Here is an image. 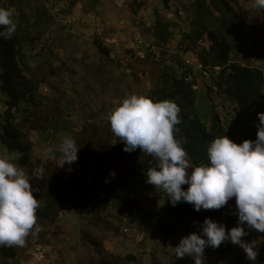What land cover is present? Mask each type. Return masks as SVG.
I'll list each match as a JSON object with an SVG mask.
<instances>
[{
  "label": "rangeland",
  "instance_id": "374dc122",
  "mask_svg": "<svg viewBox=\"0 0 264 264\" xmlns=\"http://www.w3.org/2000/svg\"><path fill=\"white\" fill-rule=\"evenodd\" d=\"M62 1L63 13L54 16L48 11L44 33L33 45L32 58L27 60L28 70L38 87L35 103L11 110L14 125L19 129L16 147L26 148L30 160L27 164L20 163L23 151L4 147L1 138L0 157H7L29 174L36 169L44 170L42 180L30 181L40 206L46 199L48 178L54 177L55 168L63 165L59 144L65 137L75 141L78 152L88 147L94 155L89 158L88 170L76 182L77 193L66 196L48 218H37L41 226L39 233L26 237L23 247L13 246L14 258L0 254V264H194L190 256L177 259L174 247L183 236L198 232L199 226L188 223L168 235L157 230L155 218L151 217L165 220L161 204L154 191L132 187L129 174L136 160L123 151V142L113 134L107 119L131 94L149 97L152 93L150 97L154 101L165 96L161 91L165 71L179 77L184 66L182 60L195 56L197 50L189 48L183 38L189 28L190 0H167V7L164 0ZM227 1L253 36L237 45L231 54L232 61L264 70V10L254 7V0ZM3 3L0 0V5ZM46 4L50 6L52 0ZM41 5L45 6V0H29L22 5V12L20 7H14L16 21L21 13L28 16ZM176 9L181 11L178 19V15H174ZM156 13L165 20L177 21V25L169 29L172 34L166 42L162 39L155 42L150 30ZM70 14L76 19L68 26L63 25L59 17L65 19ZM36 33L37 30H33V34ZM135 39L141 40V47L149 42L155 45L158 55H150L148 59H137L126 51L123 55L124 43H131L125 45L130 49ZM100 41L110 47L111 53H101ZM115 42L122 43V47L116 49ZM200 45L207 46L208 42ZM131 47L134 51L141 50V47ZM196 77L199 79L198 74ZM198 82L195 110L210 129L214 112L222 124L226 115L234 113L237 107L224 99L212 80ZM155 91L158 92L153 93ZM3 97L0 89V112L6 108ZM95 153L97 159L101 158L105 173L102 172L104 179L96 190L98 198L90 199L93 202L87 205V211V208L82 210L81 196L87 186L97 187V183L91 184L86 176L96 170ZM115 194L120 198L111 209L102 199ZM82 211L87 212L79 214ZM235 226L237 220L231 227ZM245 230L248 234L242 239L255 242L256 264H264V233L247 227ZM229 246L230 250L224 253L206 247L202 264H252L239 245L230 242Z\"/></svg>",
  "mask_w": 264,
  "mask_h": 264
},
{
  "label": "trees",
  "instance_id": "16d2710c",
  "mask_svg": "<svg viewBox=\"0 0 264 264\" xmlns=\"http://www.w3.org/2000/svg\"><path fill=\"white\" fill-rule=\"evenodd\" d=\"M28 1L3 0L4 3L0 7H20L22 12V5ZM51 5L48 6L45 3L46 7L44 5L36 7L33 14L28 16L21 13L17 21L16 31L12 37L7 40L0 37V89L4 95L2 102L6 106L0 112V119H2L0 126L3 127V130L0 131V138L4 147L10 150L23 151L19 158L22 164H27L30 159L26 148L20 150L16 147L19 129L14 125L11 110L18 107L24 108L26 104L35 103L34 94H36L38 87L33 74L28 70L30 64L27 60L32 58L33 45L37 42L39 36L44 33L45 20L49 19L48 11L53 13L52 11L56 8V0ZM164 5L167 7V0H164ZM189 8L191 10L189 28L188 31L183 33V38L193 49L197 50V58L204 66L221 67L220 73L216 80H212V83L215 84L218 91L224 94L225 100L237 107L234 113L226 115V119L222 124L214 112L211 127L207 129V125L201 121L195 110L197 92L192 88L193 83L184 79L185 73L178 77L171 71H165L161 88L165 96L159 97V100H177L176 103L181 109L179 114L181 123L177 125L179 132L176 135L182 140L189 160L192 166L195 167L202 163H208L207 147L215 138L225 134L237 144L245 139H256V125L259 123L257 113L264 112V76L261 69L247 65L243 66L231 59V54L237 45L243 39H252L253 36L242 21L241 16L227 0H190ZM180 14L181 11L176 9L174 13V15H178L176 19L179 18ZM51 17L53 16L51 15ZM176 19L165 20L162 15L156 13L153 26L150 28L156 39L155 42L161 39L163 42L167 41V38L172 34L169 29L177 25ZM33 30H37V33L33 34ZM205 41L208 42L207 46L200 45ZM99 45L101 53L105 55L111 53L102 41ZM24 48H26L25 51H23ZM125 51L127 53L132 52L131 50ZM125 51L122 52L123 55H126ZM151 94H149V97ZM224 123L229 124V127H226ZM93 155L94 152L90 148H82L77 153V160L71 164L73 171L63 170L64 164H59L60 166L58 165L59 167L55 168V176L52 175L48 178L50 182L46 189V199L36 211L37 218H48L53 209H56L59 204H63L66 196L73 192L77 193L76 182H79L83 177L82 175L88 170L89 158ZM129 155L136 160L129 174L132 177V187L136 190L154 191L157 200L161 204L160 208L165 220H159L155 216L151 217V219L155 218L154 221L158 231L168 235L184 228V225L188 223L193 226H200L206 217L218 223H224L226 230L235 224L237 216L235 214L234 197L222 208L214 210L201 209L196 211L187 202H180L173 206L167 200L163 191L146 183V170L154 166L153 157L144 154L139 148L129 152ZM95 157L97 159L96 153ZM95 165L96 170L93 173L90 171L86 176L90 178L91 184L97 183V187L87 186L83 190L81 196L82 210L93 202V200H90L91 198H98L96 190L98 186H101V181L104 179L102 172H105L101 168V158L97 159ZM85 181H87V178ZM187 187V184L182 185L184 189ZM119 198L115 194L107 198L108 200L106 197L102 200L113 209L117 206L115 203ZM87 211H82L79 214L82 215ZM147 218L150 219V217ZM229 243L230 241L224 242L214 249L224 253L230 250ZM0 254L5 258L15 257L13 246H0ZM262 261L264 262V254Z\"/></svg>",
  "mask_w": 264,
  "mask_h": 264
},
{
  "label": "clouds",
  "instance_id": "9594fccd",
  "mask_svg": "<svg viewBox=\"0 0 264 264\" xmlns=\"http://www.w3.org/2000/svg\"><path fill=\"white\" fill-rule=\"evenodd\" d=\"M254 7L264 10V0H254ZM15 12L14 7H0V37L5 40L16 31ZM136 41L132 44L139 49L141 46ZM124 44L129 46L131 43ZM114 45L116 49L122 47V43L115 42ZM125 45L137 59L158 55L155 45L150 42L137 50L143 56L134 51L135 48L129 49ZM189 48H192L190 44ZM182 62L184 79L193 83L195 91L198 80L204 83L214 80L221 70L218 66H204L197 54ZM261 70L264 76V70ZM180 112L174 101H154L145 95L131 94L108 114L107 119L113 134L123 142V151L132 152L139 148L153 157L154 166L146 170V183L163 191L173 206L187 202L196 211L214 210L235 198L237 226L226 230L224 223L206 217L198 232L183 236L174 247L177 259L190 256L194 264H202L201 257L206 247L217 248L230 241L239 245L246 259L256 264L258 250L255 242L245 241L242 237L248 234L246 227L264 233V112L257 113L259 123L255 140L245 139L237 144L225 134L215 138L207 147L208 163L195 167L182 140L176 135L179 132L177 125L181 123ZM78 150L75 141L68 137L59 144L64 157L61 162L66 170L72 168L73 171L71 164L77 160ZM43 173V169L26 173L7 157H0V246L23 247L26 237L41 230L36 216L39 200L33 195L35 188L30 181L42 180ZM110 174L115 175L114 172ZM185 184L188 185L186 189L182 188Z\"/></svg>",
  "mask_w": 264,
  "mask_h": 264
},
{
  "label": "built area",
  "instance_id": "2783aa9c",
  "mask_svg": "<svg viewBox=\"0 0 264 264\" xmlns=\"http://www.w3.org/2000/svg\"><path fill=\"white\" fill-rule=\"evenodd\" d=\"M45 3H48V0H45ZM64 8V2L62 0H56V10H53V13L54 16L56 15H61L63 12H62V9ZM60 20H62V24L65 25V26H68L70 25L71 23L74 22V18L73 16H70L68 15L65 19L63 17H59ZM137 41H140L137 39Z\"/></svg>",
  "mask_w": 264,
  "mask_h": 264
},
{
  "label": "bare ground",
  "instance_id": "6f19581e",
  "mask_svg": "<svg viewBox=\"0 0 264 264\" xmlns=\"http://www.w3.org/2000/svg\"><path fill=\"white\" fill-rule=\"evenodd\" d=\"M53 1H54V0H53ZM53 1H52V2H53ZM54 10H56V8H55ZM70 15L73 16V14H70ZM73 17H75V16H73ZM74 19H76V17H75ZM79 20L81 21V20H84V19H79ZM81 22H82V21H81ZM84 22H85V20H84ZM84 22H82V23H84ZM136 42L139 43V42H141V40H140V41H136ZM131 46H134V47H135L134 44H132ZM131 46H130V48H133V47H131ZM137 53L140 54L141 56H143V54H141L140 52H137Z\"/></svg>",
  "mask_w": 264,
  "mask_h": 264
}]
</instances>
